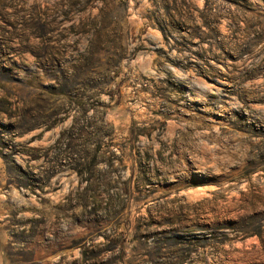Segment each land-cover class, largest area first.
Instances as JSON below:
<instances>
[{"label": "rangeland", "instance_id": "374dc122", "mask_svg": "<svg viewBox=\"0 0 264 264\" xmlns=\"http://www.w3.org/2000/svg\"><path fill=\"white\" fill-rule=\"evenodd\" d=\"M0 170V264H264V0H0Z\"/></svg>", "mask_w": 264, "mask_h": 264}, {"label": "crops", "instance_id": "0c3cea01", "mask_svg": "<svg viewBox=\"0 0 264 264\" xmlns=\"http://www.w3.org/2000/svg\"><path fill=\"white\" fill-rule=\"evenodd\" d=\"M1 170H0V206H2V199L4 197V191L2 190L1 188ZM2 215V212H1V209H0V221H1V216Z\"/></svg>", "mask_w": 264, "mask_h": 264}, {"label": "trees", "instance_id": "16d2710c", "mask_svg": "<svg viewBox=\"0 0 264 264\" xmlns=\"http://www.w3.org/2000/svg\"><path fill=\"white\" fill-rule=\"evenodd\" d=\"M249 236H250V237H256L259 241L261 240V239H260V233L257 232V231H251V232L249 233Z\"/></svg>", "mask_w": 264, "mask_h": 264}]
</instances>
